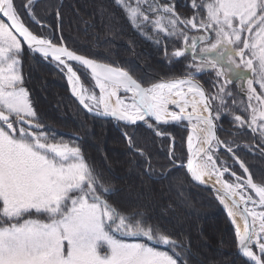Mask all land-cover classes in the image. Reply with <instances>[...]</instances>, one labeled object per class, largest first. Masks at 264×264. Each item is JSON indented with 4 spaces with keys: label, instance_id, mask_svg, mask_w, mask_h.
<instances>
[{
    "label": "snow or ice",
    "instance_id": "1",
    "mask_svg": "<svg viewBox=\"0 0 264 264\" xmlns=\"http://www.w3.org/2000/svg\"><path fill=\"white\" fill-rule=\"evenodd\" d=\"M37 3L0 0V264H187L190 251L147 212L112 202L115 189L81 148L40 122L22 73L25 47L54 64L94 116L126 127L142 122L165 138L170 134L162 126L185 124L186 151L178 155L173 138L169 172L183 171L214 192L245 264H264V179L254 182L236 154L240 145L218 135L227 117L259 140L255 147L264 155V0H191V17L160 0H115L169 63L187 61L179 75L150 82L78 53L46 23L51 13H37ZM54 14L59 20V9ZM203 75L214 91L197 79ZM123 135L145 156L132 136ZM222 149L243 174L220 157ZM145 163L151 174L150 159Z\"/></svg>",
    "mask_w": 264,
    "mask_h": 264
},
{
    "label": "trees",
    "instance_id": "2",
    "mask_svg": "<svg viewBox=\"0 0 264 264\" xmlns=\"http://www.w3.org/2000/svg\"><path fill=\"white\" fill-rule=\"evenodd\" d=\"M16 2L20 5L26 0ZM160 2L171 4L168 0ZM174 6L182 17L193 15V9L179 3ZM54 9L61 13L59 20ZM35 10L40 15L51 13L46 23L78 53L122 67L141 82L179 75L187 63L184 60L169 63L161 48L133 29L115 0H38ZM172 47L169 43V52ZM22 73L40 122L55 130L57 138L73 141L81 148L88 162L115 189L110 197L112 202L124 209H142L153 223L187 245L190 249L187 264H245L237 249L234 226L215 193L192 183L183 171L169 172L168 151L173 138L177 154L186 151V127H161L160 131L170 134L165 138L157 136L155 130L142 122L126 127L112 119L94 116L72 95L65 75L39 54H30L26 47ZM80 75L84 84L91 87L93 82L83 73ZM197 79L206 89L214 91L209 84L210 76ZM244 99L237 96L238 101ZM222 124L226 131H220L221 139L240 145L236 154L247 165L255 182H260L264 179V155L255 147L259 140H254L246 129L238 131L227 117ZM124 132L133 137L145 156L130 149ZM249 144L254 147L249 148ZM220 155L232 165V171L243 174L225 152L221 150ZM146 158L152 164L151 174L147 172Z\"/></svg>",
    "mask_w": 264,
    "mask_h": 264
},
{
    "label": "flooded vegetation",
    "instance_id": "3",
    "mask_svg": "<svg viewBox=\"0 0 264 264\" xmlns=\"http://www.w3.org/2000/svg\"><path fill=\"white\" fill-rule=\"evenodd\" d=\"M168 1H170L171 4H174V5H176L177 3H179L181 5V7H184V8H187V9L190 8V4H191V0H168ZM197 2H199V0H197ZM177 13H179V12L177 11ZM0 18H2V17H0ZM22 57H21V59H22ZM258 91H259V89H258Z\"/></svg>",
    "mask_w": 264,
    "mask_h": 264
},
{
    "label": "water",
    "instance_id": "4",
    "mask_svg": "<svg viewBox=\"0 0 264 264\" xmlns=\"http://www.w3.org/2000/svg\"><path fill=\"white\" fill-rule=\"evenodd\" d=\"M3 18V17H2ZM5 20H6V18H4ZM81 54V53H80ZM89 58H91V57H89ZM94 59V58H93ZM97 60V59H96ZM97 61H99V62H103V61H100V60H97ZM103 63H105V62H103ZM114 66V65H113ZM122 68V67H121ZM124 69V68H123ZM126 70V69H125ZM128 71V70H127ZM131 74V73H130ZM132 75V74H131ZM134 77V76H133ZM176 125H182V126H185V124H170V125H165V126H162V127H172V126H176ZM186 127V126H185ZM218 135H220V132H218ZM222 151L223 152H225L230 158H231V156H230V154H228L226 151H224L223 149H222ZM242 160V159H241ZM245 166L247 167V165L245 164ZM249 169V168H248ZM249 172H250V170H249ZM251 173V172H250ZM254 179V178H253ZM254 182H255V180H254ZM209 184H211L210 182H209ZM254 195V194H253ZM225 209V208H224ZM226 210V209H225ZM227 211V210H226ZM241 256H242V254H240ZM245 260H246V258H244Z\"/></svg>",
    "mask_w": 264,
    "mask_h": 264
},
{
    "label": "rangeland",
    "instance_id": "5",
    "mask_svg": "<svg viewBox=\"0 0 264 264\" xmlns=\"http://www.w3.org/2000/svg\"><path fill=\"white\" fill-rule=\"evenodd\" d=\"M189 9H192L191 7L189 8ZM75 67V66H74ZM80 74V73H79ZM82 81H83V79H82ZM85 86H87L86 84H85ZM88 87V86H87ZM97 92H98V89L96 90ZM54 100H56V99H54ZM182 126V125H181ZM185 127V126H184ZM57 139H59V138H57ZM74 145H77L75 142H73V141H71ZM219 155H220V153H219ZM221 156V155H220ZM227 212V211H226Z\"/></svg>",
    "mask_w": 264,
    "mask_h": 264
},
{
    "label": "bare ground",
    "instance_id": "6",
    "mask_svg": "<svg viewBox=\"0 0 264 264\" xmlns=\"http://www.w3.org/2000/svg\"><path fill=\"white\" fill-rule=\"evenodd\" d=\"M210 183H212V181H209ZM239 219V218H238Z\"/></svg>",
    "mask_w": 264,
    "mask_h": 264
}]
</instances>
